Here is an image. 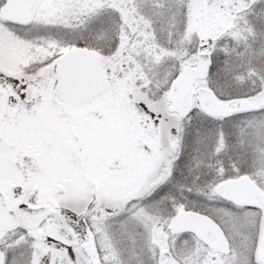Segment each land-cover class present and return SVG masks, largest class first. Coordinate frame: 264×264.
Masks as SVG:
<instances>
[{"label":"snow or ice","instance_id":"1","mask_svg":"<svg viewBox=\"0 0 264 264\" xmlns=\"http://www.w3.org/2000/svg\"><path fill=\"white\" fill-rule=\"evenodd\" d=\"M0 264H264V0H0Z\"/></svg>","mask_w":264,"mask_h":264}]
</instances>
